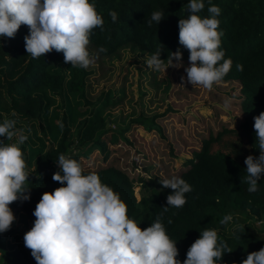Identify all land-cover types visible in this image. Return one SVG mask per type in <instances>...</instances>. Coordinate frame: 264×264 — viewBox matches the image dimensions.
I'll list each match as a JSON object with an SVG mask.
<instances>
[{
  "label": "trees",
  "instance_id": "obj_1",
  "mask_svg": "<svg viewBox=\"0 0 264 264\" xmlns=\"http://www.w3.org/2000/svg\"><path fill=\"white\" fill-rule=\"evenodd\" d=\"M189 2L89 0L95 4L104 25L103 31L94 28L91 32L88 51L93 63L87 69L72 68L71 64L64 63L63 53L55 50L39 58L28 55L24 43V37L29 34L26 25L20 26L14 38L0 37V123L14 119L16 129L28 133H36L39 124L43 136L51 143L49 147L43 144L37 158L32 148L23 155L26 172L27 167L35 163L34 171L27 172L29 178L25 185L29 188L25 195L30 194V200H18L9 207L13 213H19V220L27 228L34 225L33 212L43 193L66 186L52 179L59 171L56 161L64 154L80 163L84 175L97 173L102 184L118 193L127 206L128 218L136 221L142 230L162 214L166 234L176 242L177 259L181 264L189 247L205 228L216 229L218 238L232 251L226 252L216 264H241L248 254L264 248V227L255 224L264 223V175L254 193L248 192L249 185L244 182V160L249 155L258 157L260 154L254 117L264 112V0H211V4L203 0L204 9L198 13L202 18L209 15L211 5L221 10L217 17L220 21L217 30L223 32L221 49L225 52L224 58H231L233 62L221 82L240 83L243 119L237 127H226L210 134L185 162L186 169L178 177L191 185L192 191L185 194L187 202L183 207H169L167 212L163 211L172 190L163 188L160 180L139 178L137 182L142 185L143 192L140 199L135 191L136 181L122 169L110 166L92 171L84 169L81 163L94 151L100 152L107 162L111 156L109 145L127 140L125 134L129 129L112 131L107 127L108 121L101 111L111 104L108 93L97 102L89 100L90 77L96 64L125 49L147 57L160 50L163 60L179 49L182 62L189 63V52L179 44L178 28L179 20L186 19L189 14ZM109 11L118 13L116 23L112 22ZM155 11L163 13L162 20L159 24L152 22L149 27L148 21ZM100 48L106 51L101 52ZM237 64L243 66V71H237ZM73 100H83L88 108L79 113L73 109ZM61 103L64 105H58ZM88 112L89 117L81 119ZM133 122L149 132L160 130L154 117L141 116ZM23 125L27 126L26 130ZM0 140L10 144V140L3 137ZM147 215L151 218H146ZM226 215L232 216V222H239L228 234L222 230L231 221L220 224ZM20 239L13 223L8 231L0 233V264H36L31 250L20 243Z\"/></svg>",
  "mask_w": 264,
  "mask_h": 264
},
{
  "label": "clouds",
  "instance_id": "obj_2",
  "mask_svg": "<svg viewBox=\"0 0 264 264\" xmlns=\"http://www.w3.org/2000/svg\"><path fill=\"white\" fill-rule=\"evenodd\" d=\"M187 9V18L178 22L179 44L189 52V66L184 68L186 80L181 77V86L191 84L211 90L230 72L233 63L231 58H224L221 49L223 32L217 30L221 10L211 5L209 15L202 18L198 13L204 9L203 0H190ZM109 16L113 23L118 21L116 11H109ZM162 16L161 11L153 12L148 26L159 24ZM21 25L29 29L24 37L28 55L39 58L55 50L63 53L64 63L72 68L87 69L93 63L88 51L91 32L94 28L103 31L104 20L89 0H0V37L14 38ZM181 62L179 49L167 60L161 59V51L157 50L146 65L156 72H166L169 65L177 67ZM236 68L243 71L242 65ZM223 107L229 110L231 102L226 100ZM16 123L14 119L0 123V137L18 138V143L11 144L0 140V233L8 231L15 220L9 205L30 200V194L25 195L29 192L25 186L29 176L19 146L27 136L16 129ZM254 130L260 154L244 160V182L250 193L258 191L264 175V112L254 117ZM56 163L59 171L52 179L66 186L43 193L33 212L34 225L23 237L36 264H181L176 242L166 234L162 214L142 230L128 218L127 206L119 194L102 184L97 173L84 175L80 163L64 154ZM159 182L172 190L166 198L167 206L162 207L164 212L186 204L185 194L192 187L184 179L173 176ZM231 220L232 216L226 215L220 224ZM226 252L231 253V248L218 238L217 230L205 228L189 247L183 264H216ZM241 264H264V248L248 254Z\"/></svg>",
  "mask_w": 264,
  "mask_h": 264
},
{
  "label": "rangeland",
  "instance_id": "obj_3",
  "mask_svg": "<svg viewBox=\"0 0 264 264\" xmlns=\"http://www.w3.org/2000/svg\"><path fill=\"white\" fill-rule=\"evenodd\" d=\"M148 58L125 49L115 57L105 58L102 63L96 64V70L90 77L89 100L97 102L108 93L111 104L101 111L108 121L107 127L112 131L129 129L125 134L127 140L109 145L111 156L107 162L98 151L81 160L86 170L95 171L110 166L122 169L136 181L135 191L140 199L143 192L142 185L137 182L139 178L159 181L178 177L186 169L185 162L193 157L204 139L223 128L237 127L243 119L239 82H220L211 90L191 84L181 86V77L186 80L184 68L189 63L181 62L182 65L177 67L169 65L166 72H156L147 67ZM176 63L173 61V64ZM226 100L231 102L227 111L223 107ZM58 101L62 99L58 97ZM86 108L83 100H73V109L79 113ZM141 116L154 117L160 130L149 132L133 122ZM84 117H89V112L81 119ZM23 127L26 130L27 126ZM23 134L27 136V140L19 145L23 155H27L32 148L38 154L37 158L44 148L43 144L46 147L51 144L43 136L39 124L36 133L23 131ZM26 142L28 146H25ZM11 143H18V138L13 137ZM33 165L27 167V172L34 171L35 163ZM13 215L14 229L21 237L19 242L24 243V234L31 228L19 220L18 212ZM255 224L264 227V223ZM237 225L239 222L231 221L222 232L228 234Z\"/></svg>",
  "mask_w": 264,
  "mask_h": 264
}]
</instances>
